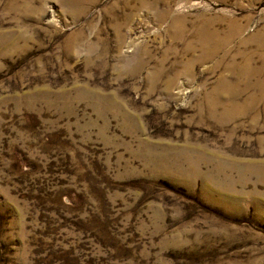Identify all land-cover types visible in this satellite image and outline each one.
I'll return each mask as SVG.
<instances>
[{
	"label": "rangeland",
	"instance_id": "obj_1",
	"mask_svg": "<svg viewBox=\"0 0 264 264\" xmlns=\"http://www.w3.org/2000/svg\"><path fill=\"white\" fill-rule=\"evenodd\" d=\"M0 264H264V0H0Z\"/></svg>",
	"mask_w": 264,
	"mask_h": 264
},
{
	"label": "bare ground",
	"instance_id": "obj_2",
	"mask_svg": "<svg viewBox=\"0 0 264 264\" xmlns=\"http://www.w3.org/2000/svg\"><path fill=\"white\" fill-rule=\"evenodd\" d=\"M204 30H205V33H203V36H202L203 38L206 37V35H211V34H214V36L216 35L215 33L209 31V28H205ZM230 35H231V34H228V35L225 37V39H228V38L230 37ZM215 39H216V38H215ZM200 41H201V40H200Z\"/></svg>",
	"mask_w": 264,
	"mask_h": 264
}]
</instances>
